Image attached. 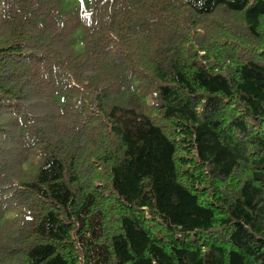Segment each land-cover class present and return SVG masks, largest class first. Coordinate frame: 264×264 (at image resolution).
Returning <instances> with one entry per match:
<instances>
[{
	"label": "trees",
	"instance_id": "1",
	"mask_svg": "<svg viewBox=\"0 0 264 264\" xmlns=\"http://www.w3.org/2000/svg\"><path fill=\"white\" fill-rule=\"evenodd\" d=\"M0 264H264V0H0Z\"/></svg>",
	"mask_w": 264,
	"mask_h": 264
}]
</instances>
